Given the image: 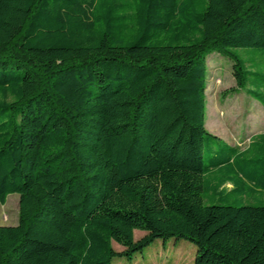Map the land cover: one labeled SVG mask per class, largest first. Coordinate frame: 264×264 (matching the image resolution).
<instances>
[{
	"label": "trees",
	"instance_id": "obj_1",
	"mask_svg": "<svg viewBox=\"0 0 264 264\" xmlns=\"http://www.w3.org/2000/svg\"><path fill=\"white\" fill-rule=\"evenodd\" d=\"M214 52L264 107V0H0V264H264V130L202 155Z\"/></svg>",
	"mask_w": 264,
	"mask_h": 264
},
{
	"label": "rangeland",
	"instance_id": "obj_2",
	"mask_svg": "<svg viewBox=\"0 0 264 264\" xmlns=\"http://www.w3.org/2000/svg\"><path fill=\"white\" fill-rule=\"evenodd\" d=\"M234 50L241 57L250 52L256 57V61L261 58L254 50L243 48ZM206 70L204 128L219 140L204 143L202 151L204 163H208L210 155H215L220 144L230 143L244 148L252 134L264 130V107L247 93V88L237 86L231 61L225 55L211 53L206 58ZM260 201L251 196L243 197L238 203L242 205ZM220 202L216 195L207 194L204 197L205 204ZM17 221L18 194L11 193L7 196L6 202L0 204V225H14ZM144 234L143 231L135 230L134 238L138 239ZM112 247L117 251L122 250L115 242H112ZM195 250V245L184 239L169 238L165 243L161 239H156L131 259L115 258L111 264H193Z\"/></svg>",
	"mask_w": 264,
	"mask_h": 264
},
{
	"label": "crops",
	"instance_id": "obj_3",
	"mask_svg": "<svg viewBox=\"0 0 264 264\" xmlns=\"http://www.w3.org/2000/svg\"><path fill=\"white\" fill-rule=\"evenodd\" d=\"M262 131H263V130H262ZM259 132H261V131H259ZM259 132H257V133H259ZM257 133H256V134H257ZM256 134H252V135L250 136V138H254V136H255ZM250 138H249V139H250ZM232 145H236V144H232Z\"/></svg>",
	"mask_w": 264,
	"mask_h": 264
}]
</instances>
